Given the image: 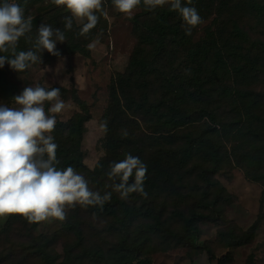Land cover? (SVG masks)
<instances>
[{
	"label": "rangeland",
	"instance_id": "rangeland-1",
	"mask_svg": "<svg viewBox=\"0 0 264 264\" xmlns=\"http://www.w3.org/2000/svg\"><path fill=\"white\" fill-rule=\"evenodd\" d=\"M8 2L20 4L25 18H33L31 32L19 39L17 47H22L25 52L30 49L35 51L33 45L41 23L60 28L66 40L56 44L59 56L44 50L41 53L42 62L32 64L24 72L18 73L5 63L0 68V76L6 80L4 84L0 82V103L18 107L12 102L13 97L25 87L36 84L60 89L66 108L56 114L57 122H68L81 111L80 102L85 103L91 118L85 123L87 131L81 150L84 163L91 172L80 174L88 181L90 189L102 195L111 191L105 188V184L110 183L106 176L109 166L102 165L104 171L97 177L93 172L96 167H101L107 156L106 132L100 124L105 121L113 83L127 71L133 53L143 39L145 26L152 23L153 11L149 12L141 3L129 19L115 9L112 0H103L102 8L107 16L96 13L99 16L96 27L86 35L77 36L73 29L66 31L64 28L65 17L70 13L52 4L51 0ZM201 15L203 23L193 29V42L194 45L203 46L210 39L209 32L216 25L219 26L217 21H221V16L205 12ZM225 19L229 29L232 22L238 19L253 40H264V17L251 18L238 10L235 14H226ZM73 23L81 28L75 20ZM223 34L226 36L228 33L225 31ZM74 44H79L81 50L70 52ZM90 44H94V47L89 48ZM185 53L179 52L175 58L165 60L161 68L188 98V110L208 109L229 118L234 105L231 94L237 90L256 93L264 103V57L256 65V72L249 77L247 73L254 64L250 58L244 57L246 60L240 64L244 68L238 71L239 74L235 73L232 63L228 67L220 64L218 72L211 73L214 65L212 52L206 60V63L212 64L207 66L203 65V56H198L195 62L187 59ZM0 55H3L2 52ZM164 91V88L158 89V95ZM47 109L45 102L46 112ZM162 113L167 112L164 110L159 117H154L160 123L164 121ZM140 121L139 126L131 125L126 131L140 154L147 155L155 149L168 148L169 140L164 136L167 134L162 126ZM210 125L206 116L194 125L184 127L180 132V145H184L185 135H198ZM251 130L249 127L248 132ZM259 132L264 137V128ZM220 139L225 158L221 169L209 174L212 185L195 171L184 172L182 181L177 182V193L170 194L162 188L153 191L144 186L147 198L132 193L128 199L143 211L165 207L167 210L162 218L164 227L175 232L183 230L180 214L189 216L194 211L210 215V220L197 222L196 226L200 231L198 243L204 245L213 256L212 264H264V182L249 178L246 168L238 166L230 157L231 140ZM249 139L254 141L252 137ZM133 149L134 145L131 144L128 153ZM116 195L122 200L118 193ZM66 214L64 221L51 219L30 223L21 218L8 226L10 215L0 218V264H42L37 249L38 244L43 242H47L46 248L57 258V264H146V260L152 264H187L200 253V249L187 245L185 240L168 238L163 231H151L154 220L140 218L123 226L121 219L124 213L120 207L112 212H99L97 207L76 205L66 208ZM256 222L258 228L252 235L251 228ZM123 239H127L128 245H141V253L133 256L132 252L124 250L121 246Z\"/></svg>",
	"mask_w": 264,
	"mask_h": 264
},
{
	"label": "trees",
	"instance_id": "trees-1",
	"mask_svg": "<svg viewBox=\"0 0 264 264\" xmlns=\"http://www.w3.org/2000/svg\"><path fill=\"white\" fill-rule=\"evenodd\" d=\"M182 5L195 7L200 16L204 12L215 14L217 17L221 16V21H217L219 26L216 25L215 29L209 32L210 39L206 40L203 46L194 45V31L192 30L191 35L185 34L182 27L183 20L177 11L171 10L170 6L166 5L152 12V23L145 26L143 39L139 41L127 71L118 76L111 88L109 107L105 116L107 156L101 163V167H96L93 172L96 177L101 175L104 171L102 165L105 164L108 168L110 162L118 161V158L123 159L133 144L134 149L129 153L135 152L133 155L138 156L148 167L143 185L148 189L160 191L162 188L170 194L177 193L179 189L177 182L182 181V173L194 171L212 185L209 174L218 172L225 158L220 143L222 137L231 140L230 157L238 166L246 168L247 176L264 182V139H262L264 137L259 132L264 128V103L261 96L251 91L245 93L242 90L232 93L234 105L229 118L208 109L188 110L186 107L188 98L180 92V86L170 78L167 72L162 71L163 67L161 68L165 60L175 58L182 51L186 52L187 59L195 62L198 56H203V65L207 66L212 64V62L206 63L212 52L214 65L211 73L218 72L220 64L228 67V64L232 63L235 73L239 74L238 71L244 68L240 64L246 60L244 57H247L254 63L247 73V76L252 77L257 70L256 65L259 60L264 57V40L260 38L253 40L238 19L232 22V27L229 29L225 16L230 15V12L235 14L238 10H242L251 18L264 17V0H192L190 5L187 4V0H182ZM72 29L74 34L80 35V27H77L75 23ZM224 29L228 33L226 36L223 34ZM78 50H81L80 45L74 44L70 52ZM16 51H24V49L17 47ZM2 54L7 53L2 52ZM0 82L4 84L6 80L0 76ZM160 88H164L165 91L158 95ZM80 105L81 111L75 113L68 122H57L52 135L54 142L58 145L57 167L64 169L73 166L76 171L82 173L91 172L84 163L81 150L87 131L85 123L91 115L85 103L80 102ZM49 106L50 102H46V108ZM164 110L167 113H162L164 121L160 123L154 117H159ZM206 116L211 125L198 135H185L187 137L184 145H180L182 129L194 125ZM140 119L145 123L159 124L165 129L164 133L167 135L164 136H167L169 140L168 148L155 149L147 155L138 152L133 138L131 139L128 133L125 136L124 133L131 125L139 126ZM249 127L252 130L248 132ZM249 137H252L254 141H251ZM190 163L191 168H188ZM117 207H120L124 213L121 219L123 226L140 218L154 220L151 231H163L168 238L185 240L184 243L200 249L199 254L205 253L208 259L213 261V256L207 248L198 243L200 231L196 226L197 222L210 220L212 218L210 215L194 211L189 216L180 214L183 230L175 232L169 227H164L162 218L164 211L167 210L165 207L158 210L148 208L143 211L130 199L120 200L115 192L112 193L110 201L106 202L102 209L97 207V210L112 212ZM21 218L25 219L17 214L10 215L7 226ZM257 228L256 222L250 234L253 235ZM46 246L47 242L38 244L37 253L42 259V264H57V258L48 251ZM121 246L124 250L132 252L133 256L140 254L142 250L141 245H128L127 239H123ZM145 263L152 264L149 260Z\"/></svg>",
	"mask_w": 264,
	"mask_h": 264
},
{
	"label": "clouds",
	"instance_id": "clouds-1",
	"mask_svg": "<svg viewBox=\"0 0 264 264\" xmlns=\"http://www.w3.org/2000/svg\"><path fill=\"white\" fill-rule=\"evenodd\" d=\"M51 3L70 13L64 21L66 30L72 29L74 20L81 25L80 35L96 27L99 20L96 13L107 16L102 8L103 0H51ZM141 3L148 11L170 6L181 16L186 35H191L192 30L203 23L197 9L182 5V0H112L115 9L129 19ZM191 3L192 0H187V4ZM32 19L31 16L25 18L20 4L8 0L0 3V52L10 53L0 55V68L7 63L20 73L32 64L41 63L44 50L54 56L60 55L56 44L65 42L64 31L44 23L37 28L35 51H16L19 39L31 32ZM92 47L94 44L89 45ZM12 102L18 107L0 103V218L17 214L30 223L51 219L64 221L66 208L80 205L102 209L113 192L122 200L132 193L148 197L143 186L148 167L131 153H126L122 160L110 162L106 173L110 183H106L105 188L111 191L103 195L92 191L85 177L73 166L57 167L58 145L52 133L57 124L56 114L66 108L59 88L40 84L27 86ZM45 102H51L47 112ZM100 127L106 132L107 122H101ZM124 135L127 136V132Z\"/></svg>",
	"mask_w": 264,
	"mask_h": 264
},
{
	"label": "crops",
	"instance_id": "crops-1",
	"mask_svg": "<svg viewBox=\"0 0 264 264\" xmlns=\"http://www.w3.org/2000/svg\"><path fill=\"white\" fill-rule=\"evenodd\" d=\"M212 262L213 261L209 260L208 256L205 253H201L187 264H212Z\"/></svg>",
	"mask_w": 264,
	"mask_h": 264
}]
</instances>
